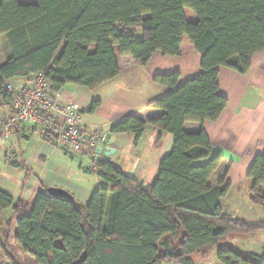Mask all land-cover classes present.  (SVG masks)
I'll list each match as a JSON object with an SVG mask.
<instances>
[{"label":"trees","instance_id":"1","mask_svg":"<svg viewBox=\"0 0 264 264\" xmlns=\"http://www.w3.org/2000/svg\"><path fill=\"white\" fill-rule=\"evenodd\" d=\"M19 1L0 0L4 99L5 83L38 73L52 93L68 85L92 90L118 76L114 50L145 67L155 53L178 56L185 37L202 70L179 87L176 73L154 79L172 91L153 105L164 114L149 124L160 131L158 140L167 133L174 141L150 186L99 161L95 174L110 189H98L85 206L42 192L26 208L0 192V213L13 210V241L30 264H197L212 250L216 264H264V257L218 247L232 236L256 235L264 222L251 226L224 215L218 201L228 188L208 186L221 156L204 132L183 130L186 122H214L224 111L219 67L244 75L252 57L264 51V0ZM146 125L130 117L110 133L133 134L136 146ZM247 178L249 202L264 212V153ZM8 240L0 239L6 256Z\"/></svg>","mask_w":264,"mask_h":264},{"label":"crops","instance_id":"2","mask_svg":"<svg viewBox=\"0 0 264 264\" xmlns=\"http://www.w3.org/2000/svg\"><path fill=\"white\" fill-rule=\"evenodd\" d=\"M114 53L119 70L115 79L92 90L68 85L56 93L63 104L72 102L80 106L86 133L98 132L103 139L110 134L106 144L101 142L90 150L75 154L51 137L38 131L29 132L22 126H18L10 138L11 154L0 143V192L10 196L14 206L31 207L37 194L49 188L64 190L74 201L87 205L98 189H110L91 169V162L111 164L142 187L153 183L160 163L171 152L174 141L167 133H162L158 140L160 131L149 124L164 114L153 105L172 91L156 84L154 79L176 73L179 87L201 73V58L186 37L178 56L155 53L145 67L138 65L131 56H119L116 50ZM5 63L0 38V66ZM30 77L16 78L11 82L23 83ZM218 86L220 94L227 100L218 119L203 124L186 122L183 130L188 134L204 132L214 154L221 156L208 186L212 189L228 188L227 195L218 203L224 215L230 216L225 205L254 211L249 202L251 181L247 175L254 159L264 153V51L252 57L250 69L244 75L219 67ZM94 104L98 107L90 113ZM9 115V101L0 96V130ZM130 117L147 123L136 146L133 134L110 133L115 125ZM99 146L103 148L101 153L97 152ZM263 189L264 185L260 186V190ZM5 215H12V219L5 221ZM255 215L259 218L258 213ZM8 224H12V235H9ZM14 225L12 209L0 213V239L8 237V245H11L8 256L0 252V264H30V258L14 244ZM239 251L262 257L264 244L259 247L260 253Z\"/></svg>","mask_w":264,"mask_h":264},{"label":"built area","instance_id":"3","mask_svg":"<svg viewBox=\"0 0 264 264\" xmlns=\"http://www.w3.org/2000/svg\"><path fill=\"white\" fill-rule=\"evenodd\" d=\"M3 93L9 101L10 115L2 123L0 143L10 154L13 152L10 138L18 126L51 137L75 154L90 150L103 140L98 132L84 131V114L80 106L60 102L56 93L50 91L42 73L31 76L23 83H5ZM90 166L93 171L96 170V162H91Z\"/></svg>","mask_w":264,"mask_h":264},{"label":"rangeland","instance_id":"4","mask_svg":"<svg viewBox=\"0 0 264 264\" xmlns=\"http://www.w3.org/2000/svg\"><path fill=\"white\" fill-rule=\"evenodd\" d=\"M19 3L21 5H31V4H35L36 0H20ZM137 38L140 37V32H138ZM3 45V42H2ZM105 188L107 187V185H103ZM261 191V190H260ZM261 193L264 195V189L263 191H261ZM225 211L234 219H238L241 222H244L248 225H258L264 222V212L258 208V207H251L253 208L254 211L248 210L246 208H237L233 205H229V207H227L226 205L224 206ZM258 211V212H257ZM6 212V211H4ZM255 213H258L259 218L256 217ZM3 219L5 221H8L10 219H12V215H5L3 217ZM249 245H248V244ZM264 244V230L260 231L259 233H257L256 235L252 236V237H239V236H232L229 239L225 240L222 244H220L218 247L220 249H232V250H241L242 251H254V253H260L261 251H259V247ZM212 250L209 254V258L206 259L205 261H202L201 258H197V264H207V263H211V264H216L214 262V258L212 257L211 254H213ZM264 257V253L262 254ZM211 259V260H209Z\"/></svg>","mask_w":264,"mask_h":264},{"label":"water","instance_id":"5","mask_svg":"<svg viewBox=\"0 0 264 264\" xmlns=\"http://www.w3.org/2000/svg\"><path fill=\"white\" fill-rule=\"evenodd\" d=\"M110 138V134H108L106 136V138H104L102 140L103 143L101 144H106L108 142ZM108 150V149H107ZM103 151V148L102 146H99L97 148V152L101 153ZM109 151V150H108ZM47 194L50 196V197H54V198H61V199H64V200H67L69 202H74V198L68 194L67 192H65L64 190H61V189H57V188H49L47 189Z\"/></svg>","mask_w":264,"mask_h":264}]
</instances>
